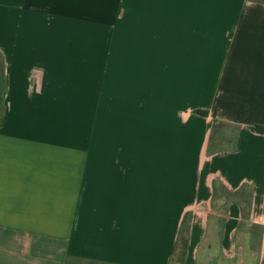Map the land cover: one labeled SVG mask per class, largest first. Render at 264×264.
Wrapping results in <instances>:
<instances>
[{"label": "crops", "instance_id": "0c3cea01", "mask_svg": "<svg viewBox=\"0 0 264 264\" xmlns=\"http://www.w3.org/2000/svg\"><path fill=\"white\" fill-rule=\"evenodd\" d=\"M0 53V264H264V0H0Z\"/></svg>", "mask_w": 264, "mask_h": 264}, {"label": "rangeland", "instance_id": "374dc122", "mask_svg": "<svg viewBox=\"0 0 264 264\" xmlns=\"http://www.w3.org/2000/svg\"><path fill=\"white\" fill-rule=\"evenodd\" d=\"M222 127V126H221ZM225 131L227 128L223 127V128H220L219 125H217L213 131V135L211 137V146H214L216 147L217 144H225L228 146V144H231V141H232V135L231 134H228L229 137H231V139L229 138L228 142H221L223 141V137L221 136L222 135V130ZM232 130H228V133H231ZM224 133V132H223ZM219 141V142H218ZM186 252V243H185V238H180L179 239V242H178V246H177V252L175 254V257L173 258L172 260V263L171 264H184V254ZM246 264V263H244Z\"/></svg>", "mask_w": 264, "mask_h": 264}, {"label": "trees", "instance_id": "16d2710c", "mask_svg": "<svg viewBox=\"0 0 264 264\" xmlns=\"http://www.w3.org/2000/svg\"><path fill=\"white\" fill-rule=\"evenodd\" d=\"M4 95H5V62L3 55L0 53V119L4 112ZM200 113H205V111H199ZM258 129V127H257ZM260 130V129H258Z\"/></svg>", "mask_w": 264, "mask_h": 264}]
</instances>
